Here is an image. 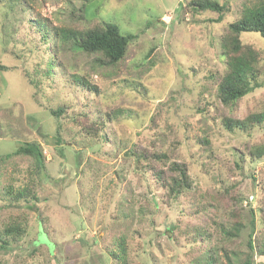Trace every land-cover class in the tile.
<instances>
[{
	"label": "rangeland",
	"instance_id": "374dc122",
	"mask_svg": "<svg viewBox=\"0 0 264 264\" xmlns=\"http://www.w3.org/2000/svg\"><path fill=\"white\" fill-rule=\"evenodd\" d=\"M189 1L0 0V155L35 141L45 156L40 182L30 158L0 163V230L24 229L0 249V264H204L208 256L229 264L232 255L213 258L212 244L195 231L207 228L223 245L214 223L228 226L230 208H254L264 186V157H242L264 146V124L247 133L221 125L224 115L263 111L264 86L229 110L209 78L225 67L220 38L253 0H215L228 7L220 22ZM35 19L81 31L111 23L134 39L112 67L71 42L58 41L65 50L55 60ZM240 39L260 53L264 81V39L248 32ZM90 123L100 125L96 135L83 132ZM158 152L168 164L183 163L192 179L177 199L153 177L147 154ZM25 187L37 201L15 199ZM248 234L224 245L228 254L245 248ZM252 260L264 264V255Z\"/></svg>",
	"mask_w": 264,
	"mask_h": 264
},
{
	"label": "trees",
	"instance_id": "16d2710c",
	"mask_svg": "<svg viewBox=\"0 0 264 264\" xmlns=\"http://www.w3.org/2000/svg\"><path fill=\"white\" fill-rule=\"evenodd\" d=\"M16 1L18 3L20 1L24 2V0ZM187 7L194 12L209 11L215 13L217 15L216 22H220L228 11L227 4L219 3L215 0H191L187 3ZM33 24L48 46L47 51L53 54L55 60L65 50L62 49L61 52L58 41L62 43L71 42L70 48L74 51L96 56L100 67H112L123 60L129 42L134 39L133 35L121 34L115 24L105 22L101 26L84 31L70 30L68 28L56 29L55 27H50L46 20L41 19H35ZM247 32L259 34L264 39V0H253L244 6L240 17L228 24L225 34L220 38L221 57L224 59L225 67L221 74H211L209 78L213 79L217 101L222 107L229 110L244 96L264 86V81L261 79L257 67L261 62L260 53L251 45L244 44L240 39L241 33ZM50 34L53 36L52 39H50ZM51 63L49 61L47 64L46 73L53 68ZM50 113L52 116H57L55 110H51ZM83 118L84 120L87 119L85 116ZM76 121L77 123L80 122L79 119H76ZM99 123L103 126L101 121ZM263 124L264 110L251 113L244 119H234L225 115L221 119V125L229 132L238 130L247 133V131ZM99 127L96 123H90L83 125L82 130L86 134L96 135L100 131ZM6 129L9 130L10 128ZM102 136H104L103 133L98 135V137ZM147 155L152 156L151 160L154 166H151L154 179L169 198L177 199L181 194L192 188V179L183 163L172 162L168 164V157L162 152L148 153ZM245 155H249L253 162L260 160L264 157V146L254 145L246 153H243L242 157L246 158ZM142 156L138 159H141ZM19 157H26L32 160L30 172L38 177L37 181L40 182L39 177L45 171V156L42 153L40 144L35 141H22L15 151L0 155V163ZM165 168L166 170H164ZM260 191L261 196H259L256 206L249 208L247 213L241 214L237 208L235 210L230 208L228 226L224 223H214L217 240L223 245H216L213 235L209 233V229H196V238L201 237L208 244L207 246L212 244V250L208 252L211 253L213 258H216L219 255V251L222 250L226 255H232L226 257L230 258L227 259L229 264H253L252 255L254 252H260L264 255V186L260 187ZM15 197L17 200H26V197H28L30 200L37 201L36 193L31 187L21 189ZM237 201V206L241 207V200ZM257 228L260 229L258 232ZM246 229H249L246 247L233 249V252L228 254V251L223 246L238 239L240 233ZM23 233L24 229L20 225L5 224L3 229L0 230V249L7 247L11 241L15 242ZM255 233L258 235L256 236ZM112 258L117 259L116 254H113ZM206 258H209L208 261H206ZM206 258L204 259V264H211L213 261L212 257L208 256ZM231 260L233 261L231 262ZM122 262L126 264V258L122 259Z\"/></svg>",
	"mask_w": 264,
	"mask_h": 264
}]
</instances>
